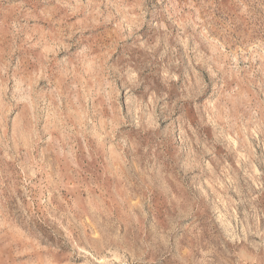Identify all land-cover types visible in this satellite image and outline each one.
<instances>
[{"label":"rangeland","instance_id":"rangeland-1","mask_svg":"<svg viewBox=\"0 0 264 264\" xmlns=\"http://www.w3.org/2000/svg\"><path fill=\"white\" fill-rule=\"evenodd\" d=\"M0 264H264V0H0Z\"/></svg>","mask_w":264,"mask_h":264}]
</instances>
